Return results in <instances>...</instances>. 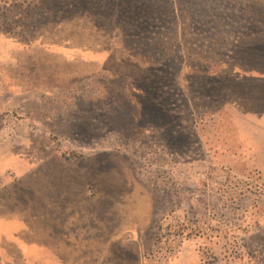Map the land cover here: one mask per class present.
<instances>
[{"label":"rangeland","instance_id":"obj_1","mask_svg":"<svg viewBox=\"0 0 264 264\" xmlns=\"http://www.w3.org/2000/svg\"><path fill=\"white\" fill-rule=\"evenodd\" d=\"M11 1L0 264H264V52L245 50L264 39L250 21L264 0H148L137 17L116 0H62L34 23ZM196 6L238 31L212 33ZM132 64L169 78L146 85ZM154 94L169 119L154 121Z\"/></svg>","mask_w":264,"mask_h":264},{"label":"trees","instance_id":"obj_2","mask_svg":"<svg viewBox=\"0 0 264 264\" xmlns=\"http://www.w3.org/2000/svg\"><path fill=\"white\" fill-rule=\"evenodd\" d=\"M16 1L17 0H12L11 4L8 3L9 10L11 11V10H13V8H15V9L19 8L20 9L19 12L22 13V14H20V16L25 14V18L29 19L33 23L35 22V20L33 18L36 19L38 17H44V16H42L43 15V11L49 5L58 4V3L62 2V0H33L32 2L23 1L22 3L18 4ZM116 3H117V6L119 8H123L124 9V12L126 13L127 16L130 15L132 17L133 14H136V17H137L138 12H144L145 11V9L148 7L149 1L148 0H124V2L122 1V4H121L122 6L120 5L121 0H116V2H114L113 4L115 5ZM205 9L207 10L206 7H203V9H200L197 6L195 8H192L193 16L200 15L199 17L196 18L197 20L198 19H203L205 16H208V19L205 20V21H202L201 25H204L205 23H208L210 26H213L215 24V22H217L219 25L216 28V30L212 29V33H216L218 31H225V30H228L230 27L234 31H238V29L235 26H226V23L229 24L230 18H227V20H226V19H222V18L219 17V20L210 21L211 13L209 11H206ZM174 10H175V8L173 7V12H174ZM149 11H150V14H152L154 12V7L152 9H150ZM23 12H24V14H23ZM186 15L189 16L190 18H192L190 14H186ZM124 16H125V14H124ZM222 17L224 18V16H222ZM228 17H231V16L229 15ZM234 17H235V15L233 16V18ZM212 18H214V17H212ZM135 19H136L135 17L132 18V21H134ZM242 19H245V16H242ZM253 19H256V20H252V19L250 20V21L254 22V23H251L252 25L257 23V24H261V26H263V28H264V12L262 10L256 9V14L254 15ZM36 24H38V23H36ZM34 28H35V26H31L28 29H34ZM136 30H137V26L135 25L134 26V32L135 33H136ZM212 33L210 32V34L209 33H205V34L209 36V39H212L213 43L217 44L215 46L218 49H221V51L225 50L227 48H230V47H234V49H236L238 47V46L234 45L233 43L230 44L228 42L229 40L227 38H220L219 36H213V35H211ZM11 35H14V32H12ZM253 41L250 42L247 46H245L246 47L245 50H250V51H253L254 53H262V52H264V39L253 40ZM225 45H229V47H226ZM146 48L148 49L149 52L153 51V54H154V42L151 43L148 40L146 42ZM131 71H132V74H138V75L143 77L142 80L138 79V81H143L144 80V84H146V85H151L152 84V85H154V87L156 85H158V81H161L163 79L169 78V75H168L167 72H165L163 74V76H161L160 74H158V72H157L158 70H153L152 73L154 75L153 76L154 78L146 77L149 74L150 69H147L146 70L147 72L144 73V72H142V70L136 64H132ZM211 80L212 79H210L209 81L211 82ZM155 90L156 89L154 88V91ZM200 91H203L204 95H206V97H208V98H212V99L216 98L215 97V95H216L215 93L216 92H215V88L214 87H210V86L204 87L202 85V88L200 89ZM164 98H166V97H164ZM187 105H188V102H187ZM169 117H170L169 112H167L164 108L160 107L156 103V97H155V94H154V121L165 120V119L167 120V119H169ZM179 137L183 138L182 135H179Z\"/></svg>","mask_w":264,"mask_h":264},{"label":"crops","instance_id":"obj_3","mask_svg":"<svg viewBox=\"0 0 264 264\" xmlns=\"http://www.w3.org/2000/svg\"><path fill=\"white\" fill-rule=\"evenodd\" d=\"M8 222H9V221H8ZM6 223H7V221H5V220H3V219L0 218V238H1V239H4V238H5L6 240H8V239H9L8 234L2 231V230H4L6 227L8 228V224H6ZM8 229L10 230L11 227L9 226ZM5 239H4V240H5Z\"/></svg>","mask_w":264,"mask_h":264}]
</instances>
